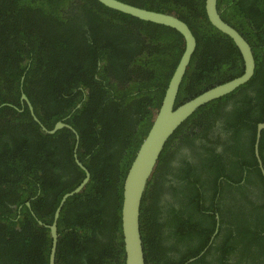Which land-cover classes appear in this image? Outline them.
<instances>
[{"label":"trees","instance_id":"1","mask_svg":"<svg viewBox=\"0 0 264 264\" xmlns=\"http://www.w3.org/2000/svg\"><path fill=\"white\" fill-rule=\"evenodd\" d=\"M119 1L174 14L192 31L197 45L176 105L243 73L237 47L208 22L205 0ZM217 8L221 18L252 44L254 76L232 94L196 110L176 130L158 159L141 206L157 198L159 188L169 191L163 185L155 189L152 180L164 172L172 138L189 126L192 135L205 138L201 116L223 107L240 90H250L258 107L251 111L250 140L235 154L234 168L215 170L221 156L211 148L199 158L207 159L202 167L213 169L215 178L223 175L233 181L225 172L236 177L251 153V167L264 187L254 158L255 128L264 124V63L257 48L260 41L264 43V0H218ZM183 48L175 30L113 11L96 0H0V106L4 105L0 107V264H49L51 238L45 225L53 222L62 196L84 178L74 160V135L67 129L45 134L26 106L18 111L21 91L46 129L62 121L73 127L79 136L77 158L90 174L83 190L67 199L60 212L56 264H124V178ZM233 108L246 126L244 106ZM233 133L237 135L238 129ZM182 143L189 140L185 137ZM263 151L264 131L259 140L264 165ZM212 177L210 172L197 182L189 169L176 178L183 195L197 201L200 191H213ZM147 225L145 219L140 221L145 264H182L160 250ZM236 231L240 240L247 239L246 231Z\"/></svg>","mask_w":264,"mask_h":264},{"label":"flooded vegetation","instance_id":"2","mask_svg":"<svg viewBox=\"0 0 264 264\" xmlns=\"http://www.w3.org/2000/svg\"><path fill=\"white\" fill-rule=\"evenodd\" d=\"M260 42L262 45H258L257 48L264 63V43ZM250 46L256 67L253 46L252 44ZM240 91V94L223 107L217 106L213 111H209L210 114L201 116L202 129L207 130L205 138L192 135L190 126L172 138L163 160L164 172L152 180L155 189L163 185L169 191H161L159 188L155 192L158 197L142 205L141 220L145 219L148 223L146 230L156 236L160 250L166 252L168 257L174 260L172 262L264 264V228L261 229L264 227V187L258 174L251 167V153L242 160L236 177L225 172L233 181L227 180L223 175L215 178L213 169L207 170L202 167V163L207 159L199 158L205 157V149L211 148L214 153L221 156V165L215 170L229 171L234 168L238 160L235 154L250 140L248 125L251 111L258 107L257 102L251 100L254 94L250 90ZM236 105L244 106L246 126L241 125L242 116L233 110ZM175 106H178L176 102ZM258 125L255 128V137ZM234 129H238L237 135H234ZM185 137L189 143H182ZM262 154L264 156V151ZM254 158L263 177L255 153ZM261 163L264 170L262 160ZM157 167L155 166L154 172L157 171ZM189 169L193 172V179H198L197 182L201 180L203 182L210 172H213L210 182L213 191H200L198 193L200 198L197 201H190L187 195H183L181 181L177 179L182 178L183 172ZM181 170L183 171L179 174ZM236 230L246 231L247 239L240 240Z\"/></svg>","mask_w":264,"mask_h":264},{"label":"water","instance_id":"3","mask_svg":"<svg viewBox=\"0 0 264 264\" xmlns=\"http://www.w3.org/2000/svg\"><path fill=\"white\" fill-rule=\"evenodd\" d=\"M104 7L113 11L129 15L142 22L161 25L178 32L184 42L183 53L177 63V66L169 80L160 108L155 112L152 125L142 141L123 182L122 205H121V234L124 247V264H145L144 253L141 241L140 229V211L142 198L150 180V177L158 162L159 156L163 151L167 141L176 130L202 106L211 103L221 97H224L240 86L246 84L254 75L255 60L250 44L241 33L227 24L220 16L217 8L218 0H205V13L210 25L221 34L232 40L237 47L242 61L243 73L229 81L215 85L214 87L200 93L199 95L175 106L179 86L190 64L191 58L196 49V39L188 25L180 20L174 14L152 11L137 6L124 3L119 0H96ZM23 81V77L21 79ZM22 83V82H21ZM21 109L24 106L28 108L29 115L40 129L48 135H52L60 129L69 130L75 138L74 160L76 165L83 171L84 178L81 183L71 192L62 196L53 215V222L48 226L50 230L51 249L49 255V264H56L55 255L57 248V221L60 216L63 205L67 199L79 194L89 181L90 174L84 165L77 158L76 150L79 136L77 132L65 122H57L52 129H46L34 113L27 96L21 92ZM4 105H1L2 107ZM264 130V124H259L255 137L254 153L257 158L259 168L264 177V170L258 154L259 140L261 131ZM25 205L30 208V203ZM39 225H43L38 221Z\"/></svg>","mask_w":264,"mask_h":264},{"label":"clouds","instance_id":"4","mask_svg":"<svg viewBox=\"0 0 264 264\" xmlns=\"http://www.w3.org/2000/svg\"><path fill=\"white\" fill-rule=\"evenodd\" d=\"M258 154H259V149H258ZM259 158H260V155H259ZM260 160H261V158H260ZM141 209H142V206H141ZM140 215H141V211H140ZM141 221V220H140ZM52 224V223H51ZM43 226V225H42ZM50 226V225H49ZM45 227H47L48 228V226H46L45 225ZM49 229V228H48ZM141 229V228H140ZM49 234H50V230H49ZM58 234V233H57ZM142 241V240H141ZM57 242H58V239H57ZM50 249H51V247H50ZM56 251H57V248H56ZM144 253V252H143ZM49 255H50V252H49ZM55 261H56V255H55ZM145 261V260H144Z\"/></svg>","mask_w":264,"mask_h":264}]
</instances>
